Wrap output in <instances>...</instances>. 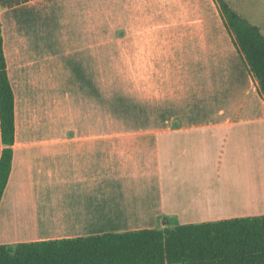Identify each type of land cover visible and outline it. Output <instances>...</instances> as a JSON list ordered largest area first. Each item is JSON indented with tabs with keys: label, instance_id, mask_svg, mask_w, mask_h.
<instances>
[{
	"label": "crops",
	"instance_id": "crops-1",
	"mask_svg": "<svg viewBox=\"0 0 264 264\" xmlns=\"http://www.w3.org/2000/svg\"><path fill=\"white\" fill-rule=\"evenodd\" d=\"M0 20V246L264 216V96L216 0H35ZM108 69L128 72V117L154 122L105 125Z\"/></svg>",
	"mask_w": 264,
	"mask_h": 264
},
{
	"label": "trees",
	"instance_id": "trees-1",
	"mask_svg": "<svg viewBox=\"0 0 264 264\" xmlns=\"http://www.w3.org/2000/svg\"><path fill=\"white\" fill-rule=\"evenodd\" d=\"M35 0H0V13ZM225 25L264 96L261 29L216 0ZM0 204L13 161L15 95L9 79L0 20ZM0 264H264V216L179 225L74 239L0 246Z\"/></svg>",
	"mask_w": 264,
	"mask_h": 264
},
{
	"label": "rangeland",
	"instance_id": "rangeland-1",
	"mask_svg": "<svg viewBox=\"0 0 264 264\" xmlns=\"http://www.w3.org/2000/svg\"><path fill=\"white\" fill-rule=\"evenodd\" d=\"M122 3H126L128 0H120ZM233 9H235L241 16L247 19L250 23L258 25L264 32V0H225ZM57 36L59 32V24L57 20ZM79 27H74L73 31H80ZM142 41V40H141ZM119 75L117 79L113 75ZM128 72L119 71L113 72L111 70H105V85H104V114L105 125H119L121 127H142L148 124L150 121L134 117H128L127 113V101L128 90L134 88L128 84ZM138 77V75H137ZM139 80V79H138ZM119 115L120 118H113L111 116ZM110 116V117H109Z\"/></svg>",
	"mask_w": 264,
	"mask_h": 264
}]
</instances>
